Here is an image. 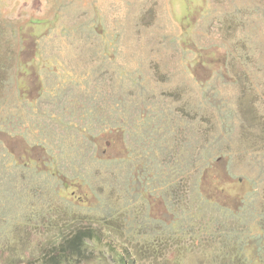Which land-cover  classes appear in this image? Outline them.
<instances>
[{
	"label": "rangeland",
	"instance_id": "374dc122",
	"mask_svg": "<svg viewBox=\"0 0 264 264\" xmlns=\"http://www.w3.org/2000/svg\"><path fill=\"white\" fill-rule=\"evenodd\" d=\"M243 6L0 0V31L26 44L30 26L49 28L39 19L51 7L76 30L95 23L87 44L104 43L96 23L113 19L104 40L115 46L119 76L118 133L98 140L97 152L116 155V165L92 164L89 148L64 137L51 146L47 173L30 153L10 166L0 159V264H264V86L255 90L264 19L252 7L239 13ZM74 240L80 255L61 254Z\"/></svg>",
	"mask_w": 264,
	"mask_h": 264
},
{
	"label": "crops",
	"instance_id": "0c3cea01",
	"mask_svg": "<svg viewBox=\"0 0 264 264\" xmlns=\"http://www.w3.org/2000/svg\"><path fill=\"white\" fill-rule=\"evenodd\" d=\"M215 1L211 0L212 4ZM237 2L244 5L239 13H248L252 7L254 17L259 22L264 19V0ZM37 7V3H31L29 7L31 25L35 24L31 23L33 19L37 21ZM46 11V19L39 21L46 22L43 25L48 24L49 28L40 31L38 27L30 26V44L13 40L12 33L15 32L12 30H8L10 38L6 30L0 31V159L9 160L7 165L10 166L15 158L30 153L38 163L36 171L47 173L51 146L57 143V138L64 137L72 140L75 146L82 142L85 149L89 148L84 158L89 162L93 160L92 164L116 165V155L113 159L97 156L98 140L106 135L115 138L119 128L115 46L106 41L113 19L96 23L103 32L105 27L103 36L106 40L95 45L86 43V37L94 34L95 23L84 32L86 27L80 29L78 26L83 31L76 30L70 18H57L52 7ZM2 17L4 19L5 15ZM256 30L258 38L263 35L261 26ZM99 37L102 38V32ZM263 50L260 48L259 51ZM125 78L127 85V76ZM129 82L133 84L131 79ZM262 85L264 80L255 78V90ZM127 90L125 115L128 112L132 115L133 111L128 109ZM260 91L263 93L264 89ZM8 134L17 137L20 144L14 146L6 142ZM103 148L105 151L112 148V138L103 144Z\"/></svg>",
	"mask_w": 264,
	"mask_h": 264
},
{
	"label": "trees",
	"instance_id": "16d2710c",
	"mask_svg": "<svg viewBox=\"0 0 264 264\" xmlns=\"http://www.w3.org/2000/svg\"><path fill=\"white\" fill-rule=\"evenodd\" d=\"M75 244H76V243H75V240L66 243V244L64 245L65 248H62V249H61V254H63L64 251H69V249H70V250H75V249H76V252H71V253L68 252V257H69V258H72L73 256H77V254L80 255V250H77V249H80V247H76V248H74ZM70 247H71V248H70ZM58 258H59V262H58V263H61L62 259H67L66 256H63V255H60ZM56 261H57V260H56ZM120 263H121V264H126V262L123 261L122 257H121V259H120Z\"/></svg>",
	"mask_w": 264,
	"mask_h": 264
}]
</instances>
